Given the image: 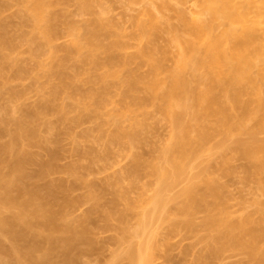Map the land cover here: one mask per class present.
Here are the masks:
<instances>
[{"label": "bare ground", "instance_id": "bare-ground-1", "mask_svg": "<svg viewBox=\"0 0 264 264\" xmlns=\"http://www.w3.org/2000/svg\"><path fill=\"white\" fill-rule=\"evenodd\" d=\"M12 1L21 7L17 16L24 19L14 30L11 16L4 14ZM192 1V10L184 9L188 2L179 1L183 2V11L191 12L183 19L184 35L175 39L181 50L175 68L168 76H161L160 65L142 54L140 63L151 65L150 74L142 77L129 69L137 57L116 53L125 46L122 40L107 44L100 40L108 32L103 17H96L91 27L80 33L65 22L51 0H0V84L8 99L0 118V264H75L80 247L91 241L94 218L112 227L113 222H123L131 214L138 217V225L134 231L122 230V240L128 246L117 260L150 264L157 247L152 239L144 242L142 233L157 208L171 202L176 210L171 219L174 229L195 231L199 227L209 233L204 262L241 245L253 264H264L261 202H256L263 208L259 206L261 219L256 221L252 215L234 219L215 178L206 170L190 172L177 196L165 194L192 157L215 150L226 161L229 156L225 153L235 151L232 147L237 149L234 153L255 159L256 174L251 171L248 176L259 177V192L264 193V140L257 138L264 131V0L189 3ZM78 4L83 11L90 7L87 0H78ZM27 25L31 29L25 32L23 27ZM148 26L145 21H137L140 40L146 36ZM63 35L73 38L56 45ZM24 45H28L31 65L20 59L18 49ZM102 52L109 69L88 70L90 64L101 65L98 55ZM71 61L77 66L72 68ZM27 78H32L38 89L37 103L26 102L27 86L13 84ZM113 79L123 90H119V102L109 108L112 102L108 90ZM140 83L179 127L160 150V161L147 166L139 163L133 171L148 169L146 184L152 187L153 195L141 193L130 199L123 188L112 191L107 183L91 182L76 164L60 166V136L72 138L73 127L89 120L95 126L84 131L81 139L88 140L96 132L106 154L111 152L112 142L134 139L137 135L133 126L140 125L134 108L144 106L138 94ZM125 121L132 123L131 128L124 126ZM111 126L114 130L107 134L106 128ZM237 134H248L251 139L231 145L216 139H230ZM3 137H8L7 141ZM33 147L39 153L32 152ZM87 157L90 161L95 158L92 153ZM57 173L70 175L73 180L52 178ZM76 187L86 191L74 201L71 193ZM106 192L111 198L106 199ZM76 202L92 205L91 211L78 220L79 228L64 214L66 206ZM120 205H124L123 210ZM198 213L204 214L200 224L195 221Z\"/></svg>", "mask_w": 264, "mask_h": 264}, {"label": "rangeland", "instance_id": "rangeland-1", "mask_svg": "<svg viewBox=\"0 0 264 264\" xmlns=\"http://www.w3.org/2000/svg\"><path fill=\"white\" fill-rule=\"evenodd\" d=\"M51 1L58 5V12L63 16L65 22L70 24V26L76 27L80 33H85L96 17H103L108 32L102 34L100 40L104 44L110 43L117 38L120 41L122 40L125 46L116 50V53L137 57V62L133 63L129 69L134 70L142 77H147L151 72L150 63H140L142 54L149 56L151 58L150 61H155L160 65L161 76H168L175 68L181 51L175 39L177 35H184L186 30L183 20L184 16L188 17L191 12L189 10L194 8L193 1L189 3V0L184 2H188L186 3L188 6L183 5V2H179L180 0H177L180 4L178 2L176 4V0H87L90 7L88 10L83 11L78 4V0ZM181 5L185 7L182 6L184 9L189 8V12L187 10L183 11ZM20 9L21 7L13 1L9 7L4 8V14L12 18V30L16 29L17 25L22 24L24 21L20 16H17ZM137 21H145L149 25L147 34L142 40L137 36ZM23 29L28 32L31 27L27 25ZM72 38V35H63L55 41V44L63 45L70 42ZM27 47L28 45L21 46L18 52L22 63L31 65L32 61ZM85 47L86 45H84ZM98 56L101 65L94 67L90 64L87 66L88 70L90 69V71L94 72L96 69L101 72L109 69L104 63L106 55L102 52ZM146 58L144 57L143 60ZM70 66L72 68L77 66V62L71 61ZM116 68L121 69L122 67L117 66ZM125 69L128 70L127 68ZM111 70H113V67ZM122 72L126 73L123 70ZM187 77L190 78L189 73ZM13 84L15 86L22 84L27 86L29 89L27 103L34 104L38 102L39 99L36 95L38 89L34 86L32 78H27L23 83L14 81ZM1 87L0 84V118L5 114L3 107L8 103V99L4 96ZM119 90H123V88L118 80L113 79L112 85L108 90L109 98L112 102L109 108L113 103L117 104L119 102ZM138 94L143 100L144 106L134 108L136 118L140 122V125L133 126L137 135L134 139H128L125 142H112L111 152L106 154L104 153V143L95 137L96 132H92V136L88 140L81 139V134L84 131L91 130L95 126L92 121L83 120L80 126L73 127L70 131L72 138L60 136L62 137L61 155H63L61 161H59V163L61 162L60 166L67 167L68 165L76 164L79 171L86 173L88 176L85 175L91 182L107 183L112 191H119V189L123 188L130 199H136L141 193L147 197L152 196L153 189L146 184L148 179L145 176V172L148 169L143 168L136 173L133 171L139 163L147 166L153 162L160 161V150L170 140L172 133L179 127V124H175L171 117L160 110V101L153 98L154 96L146 89L145 84H139ZM124 126L131 128L132 123L125 121ZM106 130L108 131L107 134H110L114 127H107ZM262 132L257 135L260 140H264V133ZM7 139L8 137L2 138L4 141H7ZM216 139H222V143L227 145L225 143L234 144L233 142L237 140L248 143L251 137L248 134H237L230 136V139H225L222 136H217ZM229 144L228 146L231 145ZM232 148V150H237L235 149L236 147ZM31 151L39 153V149L36 147L31 148ZM235 151L230 149L225 153V155L229 156L226 161L220 158L219 152L216 153L217 151L215 150L203 151L192 157L184 171L179 174L178 180L165 192L166 196H177L187 182L190 172L206 170L215 178L224 197L225 206L234 219L248 215H252L256 221L261 219L264 211V193L259 192L260 189L257 184L259 177H253L254 174L248 176L251 171L256 174V170L253 168L256 165L255 159L244 158L243 155H240L241 153H237L238 155L234 153ZM87 153L94 155L93 161L88 159ZM29 167L32 168L33 166ZM52 178L73 180L70 175L65 173L54 174ZM76 188L71 193L74 201L86 191V189L80 187ZM14 192L15 190L13 189ZM109 192L105 194L106 199L111 198V193ZM257 201L262 203V205L259 204L263 208L256 203ZM91 206L90 202H76L73 205L66 206L64 214L71 219L67 218V220L72 222L71 224L75 223V228L76 226L79 228L81 223H78V220L80 219L81 221L91 211ZM259 206L263 209L261 213ZM119 207L123 210L124 205ZM175 211V203L173 202L167 205H160L155 211L154 217H149L146 222L145 230L142 233L144 242L152 239L157 247L151 255L150 264H253L241 245L228 248L218 257L210 258L209 261L204 262L206 255H208L206 249L209 233L199 227L195 231L174 229L171 219L174 217ZM203 216V213H198L195 216L196 224L201 223ZM126 218L123 222H113L112 227H107L104 220L94 218L96 219L95 222L93 219L90 225L91 233L89 237H91V241L80 247V251L75 255V264H129L127 260H117V255L126 253L128 246V242L124 241V239L122 240V230L134 231L138 225V217L131 214Z\"/></svg>", "mask_w": 264, "mask_h": 264}]
</instances>
